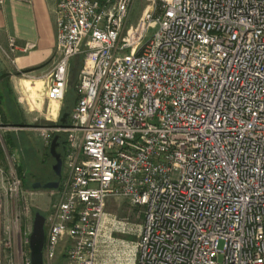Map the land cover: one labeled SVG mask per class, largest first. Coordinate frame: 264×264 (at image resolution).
Masks as SVG:
<instances>
[{
    "label": "built area",
    "instance_id": "built-area-1",
    "mask_svg": "<svg viewBox=\"0 0 264 264\" xmlns=\"http://www.w3.org/2000/svg\"><path fill=\"white\" fill-rule=\"evenodd\" d=\"M133 1L56 0L46 99L83 67L68 123L43 127L67 134L68 169L44 264H264V0H147L123 37ZM24 197L0 164V264H32Z\"/></svg>",
    "mask_w": 264,
    "mask_h": 264
},
{
    "label": "rangeland",
    "instance_id": "rangeland-1",
    "mask_svg": "<svg viewBox=\"0 0 264 264\" xmlns=\"http://www.w3.org/2000/svg\"><path fill=\"white\" fill-rule=\"evenodd\" d=\"M148 3L147 0L133 1L123 37L126 36L129 27L137 23ZM5 51H9L8 43H0V126H2L0 128V164L7 169L15 168L21 178L22 190L25 191L24 207L28 211L24 223L31 227L35 212L40 211L45 215L46 210L57 200V196L51 194V189L32 187V184L37 181L46 183L58 179L53 170L56 161L50 153L54 135L46 138L43 127L52 125L55 121L59 122L63 112L74 108L76 100L74 85L83 67V57L78 55L70 60L67 101L60 106L59 103L46 99L45 82L39 94H33L32 90L25 85V80L28 79L31 85H35L36 79L43 80L42 76L35 77L34 72L26 70L24 72L14 70L12 66L14 63L10 56L15 59V55L9 53L8 56ZM9 69L11 71H7ZM65 104L68 106L66 110H64ZM53 105L57 107L56 113L51 111ZM66 142L67 134L62 131L58 147L63 158L61 177L68 173L65 166ZM108 208L120 218H128L136 224H140L143 219V216H136L130 204L123 199L111 200ZM63 254L62 250L55 264H67Z\"/></svg>",
    "mask_w": 264,
    "mask_h": 264
},
{
    "label": "crops",
    "instance_id": "crops-1",
    "mask_svg": "<svg viewBox=\"0 0 264 264\" xmlns=\"http://www.w3.org/2000/svg\"><path fill=\"white\" fill-rule=\"evenodd\" d=\"M55 7L56 0H5L0 4V43L7 44L10 35L19 46L35 43L28 52L16 53L12 66L17 72L29 70L39 77L51 65L56 54Z\"/></svg>",
    "mask_w": 264,
    "mask_h": 264
},
{
    "label": "water",
    "instance_id": "water-1",
    "mask_svg": "<svg viewBox=\"0 0 264 264\" xmlns=\"http://www.w3.org/2000/svg\"><path fill=\"white\" fill-rule=\"evenodd\" d=\"M69 112L65 111L60 118L61 125H66L68 123ZM60 145L59 134H55L51 141L50 153L55 158V163L53 165V170L58 177L57 180L48 181L42 183L37 181L32 184L33 188H43V189H54L58 188L60 183V178L62 176L63 158L62 154L58 151ZM46 232H45V215L40 211H36L33 219L32 233L30 235V250H31V260L32 264H44L43 257V247L45 243Z\"/></svg>",
    "mask_w": 264,
    "mask_h": 264
},
{
    "label": "bare ground",
    "instance_id": "bare-ground-1",
    "mask_svg": "<svg viewBox=\"0 0 264 264\" xmlns=\"http://www.w3.org/2000/svg\"><path fill=\"white\" fill-rule=\"evenodd\" d=\"M25 83H26L25 85H27V87L32 90L33 94H36V95L39 94V90L44 87V85H43L44 84V81L43 80H40V79L39 80L36 79L35 85H31V82L29 80L25 81ZM27 87H25V88H27ZM51 109H52L51 110L52 113L53 112L56 113L57 107L55 105H53V107Z\"/></svg>",
    "mask_w": 264,
    "mask_h": 264
},
{
    "label": "trees",
    "instance_id": "trees-1",
    "mask_svg": "<svg viewBox=\"0 0 264 264\" xmlns=\"http://www.w3.org/2000/svg\"><path fill=\"white\" fill-rule=\"evenodd\" d=\"M26 71H29V70H26ZM67 101V92H66V96H65V99H64V101H63V104L65 103ZM76 101H77V95H76V100H75V103H76ZM68 106H66V104H65V108H64V110H66V108H67ZM69 113L71 112V111H68ZM58 124H61V121L59 120V122H57ZM57 134H59V141H60V139H61V135H62V132L60 131V132H57Z\"/></svg>",
    "mask_w": 264,
    "mask_h": 264
}]
</instances>
